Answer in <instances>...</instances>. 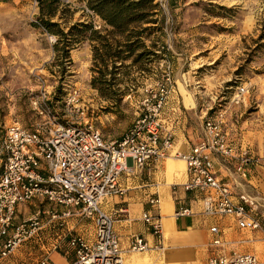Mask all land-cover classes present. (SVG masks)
<instances>
[{"label": "built area", "instance_id": "built-area-1", "mask_svg": "<svg viewBox=\"0 0 264 264\" xmlns=\"http://www.w3.org/2000/svg\"><path fill=\"white\" fill-rule=\"evenodd\" d=\"M159 7L163 10L160 3ZM169 24L171 20L165 19L166 36ZM93 27L99 28V24ZM165 69L159 80L143 86L139 112L117 138H103L92 121L91 105L83 101L77 87L69 88L61 96L60 114L49 92L41 87L29 98L39 118L34 126L0 124V259L39 229V210L13 224L16 207L38 198L61 209V217L75 210L92 222L91 239L78 234L69 237L68 246L74 254L69 264H123V250L113 229L114 217L101 209L100 202L108 196L122 195L124 189L118 179L128 170V161L141 168L145 162L169 155L172 133L162 128L159 118L172 87L168 63ZM245 92V86L235 87L228 98V107L204 116L199 141L174 156L185 165L187 179L182 188L201 194L204 214L231 215L239 229L259 230L258 217L252 208L245 206L248 200L243 195L234 196L232 184L216 176L211 162V155L232 159L235 161L232 173L243 178L248 166L261 159L247 147L235 145L223 128L227 110L239 105ZM147 202L154 207L158 198L150 197ZM174 214L189 215L190 209L179 206ZM58 216L55 212V218ZM141 220L159 239V214L144 211ZM208 230L212 236L206 264H259L253 253L223 250L216 227ZM146 249L147 243L141 236H131L129 251ZM36 264L56 263L40 257Z\"/></svg>", "mask_w": 264, "mask_h": 264}, {"label": "rangeland", "instance_id": "rangeland-1", "mask_svg": "<svg viewBox=\"0 0 264 264\" xmlns=\"http://www.w3.org/2000/svg\"><path fill=\"white\" fill-rule=\"evenodd\" d=\"M60 1L69 9L63 13V19L67 21L57 18L59 10L51 21L59 22L61 27L85 19L95 24L96 16L90 14L83 0ZM179 1L154 0L163 6L164 19L171 20L168 36L163 30L160 38H166V42L158 40L157 44L168 45L175 54L169 55L168 51L164 52V57L156 54L151 82L161 78L168 63L170 92L180 82L194 86L202 95L196 106L205 111L204 116L228 107L230 94L235 87L243 85L246 87L245 103L237 111L251 125L264 130V0H182L190 3L187 10H172L167 5ZM217 1L227 8H219ZM38 13L36 0L0 1V124L14 122L34 126L39 118L34 114L29 98L41 87L49 92L56 112L60 114L61 96L69 88L77 87L83 101L91 105L92 121L103 138L119 137L139 112L138 100L144 85L138 82L134 72L128 70V74H124L119 70V74H115L117 84L109 88V98L101 96L90 84L97 73L85 49V40L74 45L68 60L56 59L58 54L52 48L55 36L33 22ZM184 17L186 21L199 22L189 26L182 19ZM188 29L195 32L190 38L181 34ZM152 36L156 39L157 34ZM194 52L196 54L188 61L186 56ZM120 82L126 85L120 86ZM36 210L40 211L39 229L24 240L30 242L26 246L32 251L33 258L48 257L49 253L55 252V240L62 249L64 245L68 246L70 236H83L82 233L92 227L91 220L79 212L74 210L61 217V209L38 198L16 207L13 224L22 222ZM55 212L59 215L56 218ZM7 258L1 264L8 262Z\"/></svg>", "mask_w": 264, "mask_h": 264}, {"label": "crops", "instance_id": "crops-1", "mask_svg": "<svg viewBox=\"0 0 264 264\" xmlns=\"http://www.w3.org/2000/svg\"><path fill=\"white\" fill-rule=\"evenodd\" d=\"M172 10H187L191 5L188 1L180 0L176 4L168 2ZM217 6L227 8L217 1ZM191 26L199 20H185ZM95 24L102 25L98 17ZM182 36L192 37L195 32L188 29L181 33ZM104 39L111 45L113 41H122L124 35L102 32ZM179 35V34H174ZM137 38L143 42L142 47L133 54L143 50L147 52V59L131 64V58L123 60L122 64L128 65L129 71L134 72L142 85L151 84L156 68L155 53L162 49L155 43L152 34H141ZM166 42V38L161 39ZM85 46L91 60V45L95 41L85 40ZM117 49L122 45L118 43ZM170 54H175L168 45L165 47ZM167 52V53H168ZM196 52L186 56H194ZM164 57V52L161 54ZM192 55V56H191ZM161 61H164L162 59ZM110 60L108 65L110 64ZM119 62L115 61V65ZM160 63H158L159 65ZM119 73H117L118 75ZM120 86L126 85L120 82ZM202 95L197 93L194 86L180 82L174 85L169 93L166 103L160 113L162 128L172 133V147L169 155L162 159L145 162L137 168L130 161L127 162L128 170L119 176V185L124 189L122 195H112L101 200L100 207L114 217L113 229L118 237L120 248L123 250V264H206L209 253L208 243L211 238L209 227H216V235L222 241V249L238 252L253 253L259 264H264V130L251 125L246 118L241 117L237 109L242 102L227 111L223 128L227 137L235 145L247 147L254 155L261 159L248 166L245 177L240 178L232 173L235 161L224 159L218 155H211L212 169L216 176L233 186L234 196L243 195L248 203L246 208H252L261 225L259 230H244L236 226L231 215H206L201 211V194L194 190H184L182 184L187 179L183 161L174 156L175 152L187 151L202 137V121L204 112L197 109V103ZM233 112V113H231ZM150 197H157L158 203L151 207L147 202ZM179 206L190 209L189 215H175L174 211ZM144 211L157 212L160 216L161 235L156 239L147 225L141 220ZM93 226L85 230L82 235L87 239L92 238ZM132 235L141 236L147 243V249L139 252L128 250L129 239ZM24 242V241H22ZM21 242V243H22ZM20 243V244H21ZM24 242L10 256L5 264H36L40 258L32 257L33 253ZM18 245V246H19ZM48 259L56 264H69L74 254L69 246L61 247L55 240V252L47 255ZM6 257V258H7ZM4 258V259H6ZM7 258V259H8ZM4 259H0V264Z\"/></svg>", "mask_w": 264, "mask_h": 264}, {"label": "trees", "instance_id": "trees-1", "mask_svg": "<svg viewBox=\"0 0 264 264\" xmlns=\"http://www.w3.org/2000/svg\"><path fill=\"white\" fill-rule=\"evenodd\" d=\"M36 1L39 13L35 24L55 36L52 48L58 54L56 59L59 57L68 60L69 51L74 45L84 40L95 41L91 45V62L97 77H94L90 84L105 98H109V88L117 84L115 74L119 73V70L128 74V65L122 64L123 60L131 58L130 62L133 64L147 59V52L143 50L133 54L136 49L142 47L143 42L137 38L131 40L129 37L157 34L154 42L161 41L165 19L161 8L154 0H83L90 14L98 17L102 22L103 26L99 24V28H94L90 19L74 21L61 27L59 22L51 21V17L59 10L57 18L62 22L67 21L63 19V13L69 11L65 7L66 4L60 0ZM102 32L121 34L125 38L122 41L115 40L113 41L115 44L111 45L101 35ZM120 42L122 45L117 49L119 46L117 44ZM161 47L162 49L153 57L166 51L163 45ZM109 60L111 63L108 65ZM115 61L119 64L115 65Z\"/></svg>", "mask_w": 264, "mask_h": 264}]
</instances>
